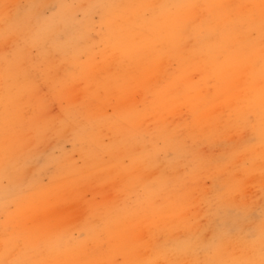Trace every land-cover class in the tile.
<instances>
[{"label":"rangeland","instance_id":"rangeland-1","mask_svg":"<svg viewBox=\"0 0 264 264\" xmlns=\"http://www.w3.org/2000/svg\"><path fill=\"white\" fill-rule=\"evenodd\" d=\"M0 264H264V0H0Z\"/></svg>","mask_w":264,"mask_h":264}]
</instances>
